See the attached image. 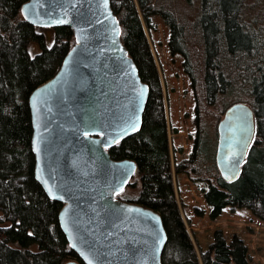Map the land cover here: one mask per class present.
<instances>
[{"label": "trees", "instance_id": "16d2710c", "mask_svg": "<svg viewBox=\"0 0 264 264\" xmlns=\"http://www.w3.org/2000/svg\"><path fill=\"white\" fill-rule=\"evenodd\" d=\"M22 1L0 0V264H62L67 259L83 264L58 226L60 202L49 198L33 177L27 104L29 91L55 71L73 36L66 25L25 21L19 12ZM197 1V10L188 19L179 18L167 0H109L120 40L147 84L139 128L107 148L110 157L135 163L115 196L157 211L165 232L161 264H248L242 239L236 233L226 239L219 228L196 253L179 212L171 173L184 171L191 179L207 180L201 196L209 218L224 205L246 206L264 217V6L262 22H256L246 19L245 0ZM151 12L167 25V49L180 53L194 99L190 151L173 164L159 79L142 26ZM233 101L248 102L254 131L237 176L225 180L215 166L214 141L203 128L200 112L201 107L204 112L215 107L221 113ZM125 188L132 193L124 194ZM192 210L203 213L196 205Z\"/></svg>", "mask_w": 264, "mask_h": 264}, {"label": "water", "instance_id": "95a60500", "mask_svg": "<svg viewBox=\"0 0 264 264\" xmlns=\"http://www.w3.org/2000/svg\"><path fill=\"white\" fill-rule=\"evenodd\" d=\"M19 12L33 25H66L73 36L55 71L27 95L33 177L60 202L56 219L67 246L83 264H161L157 211L115 196L135 163L107 148L139 128L147 84L109 0H24ZM215 129L214 163L232 180L254 131L250 105L228 104Z\"/></svg>", "mask_w": 264, "mask_h": 264}, {"label": "rangeland", "instance_id": "374dc122", "mask_svg": "<svg viewBox=\"0 0 264 264\" xmlns=\"http://www.w3.org/2000/svg\"><path fill=\"white\" fill-rule=\"evenodd\" d=\"M167 1L169 7L178 13L179 18L189 19L197 10V0ZM245 2L249 7L245 12L246 19L262 22L261 10L264 0H245ZM142 26L159 79L167 127L169 159L173 164L187 157L190 151L195 131L192 89L186 73L181 68L180 53H170L167 49L168 28L162 17L157 12H151L148 14V24L142 22ZM45 31L50 34L49 29ZM191 57L195 60L194 54ZM230 96L233 97L231 94ZM245 103L248 104L247 101ZM201 108L204 112V107ZM203 112H200L203 128L210 132L215 147V125L222 112H217L215 107L206 110L207 113ZM215 112L218 114L216 120L212 116ZM171 179L179 212L197 254L210 240L212 231L219 228L226 239L232 233H236L242 239L246 245L249 264H264V217L256 215L246 206L224 205L214 218H209L206 215L207 205L201 196L207 180L200 177L191 179L184 171L173 170ZM131 193L132 189H124V194ZM194 205L203 208L201 215L194 214L192 210Z\"/></svg>", "mask_w": 264, "mask_h": 264}, {"label": "crops", "instance_id": "0c3cea01", "mask_svg": "<svg viewBox=\"0 0 264 264\" xmlns=\"http://www.w3.org/2000/svg\"><path fill=\"white\" fill-rule=\"evenodd\" d=\"M249 264V263H248Z\"/></svg>", "mask_w": 264, "mask_h": 264}, {"label": "flooded vegetation", "instance_id": "af4514ba", "mask_svg": "<svg viewBox=\"0 0 264 264\" xmlns=\"http://www.w3.org/2000/svg\"><path fill=\"white\" fill-rule=\"evenodd\" d=\"M131 177V176H130Z\"/></svg>", "mask_w": 264, "mask_h": 264}]
</instances>
